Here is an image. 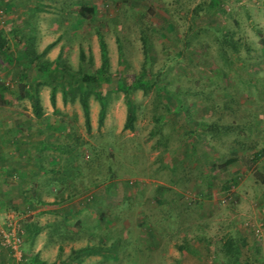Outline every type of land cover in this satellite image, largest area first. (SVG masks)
<instances>
[{
  "label": "rangeland",
  "instance_id": "1",
  "mask_svg": "<svg viewBox=\"0 0 264 264\" xmlns=\"http://www.w3.org/2000/svg\"><path fill=\"white\" fill-rule=\"evenodd\" d=\"M16 3L0 0V91L26 96L40 82L41 117L30 100L17 104L32 111H23L29 121L54 126L37 155L44 178L64 185L42 202L60 203L63 191L71 211L54 208L56 238L38 239L29 203L9 208L15 215L0 211V226L7 230L12 215L20 238L13 249L0 232V264H37L35 256L46 264H264V0ZM82 4L95 11L81 17ZM99 36L109 80L88 94L87 130L74 86L100 66ZM30 38L36 54L53 46L19 61ZM49 67L62 72L56 83L44 75ZM96 92L106 101L101 124ZM84 247L99 251L76 260Z\"/></svg>",
  "mask_w": 264,
  "mask_h": 264
},
{
  "label": "crops",
  "instance_id": "2",
  "mask_svg": "<svg viewBox=\"0 0 264 264\" xmlns=\"http://www.w3.org/2000/svg\"><path fill=\"white\" fill-rule=\"evenodd\" d=\"M16 4L21 9H26L28 5L32 6L33 0H17ZM26 99L29 100L20 94L12 96L0 91V211L3 212L1 213L3 215L7 213L15 215V208L16 210L22 209L25 204L29 203L30 212L35 214V220L31 222L32 237L38 239L45 232L47 235L49 234L48 238H56L55 225L49 224L50 221H55L54 215L56 216V214L51 216L50 212L55 213L54 208H59L61 209L59 211L66 209L64 211L67 213L71 211V208L69 203H64L63 191H61L60 203L42 202L44 199L53 201L52 191L57 189L56 186L59 183L62 187L64 182L63 179L59 180L58 177L53 178L50 175L44 178L45 175L47 176L48 169L39 168L42 163L37 154L43 148L38 146V142H48V138L43 134L46 135L50 128L47 124L38 125L34 121H29L30 116L24 112H29L33 116L32 111L23 110L17 104V102ZM53 129L51 127V130ZM45 150V159H48L47 155L51 153V150L46 147ZM46 163H54L53 155H49V161L47 160ZM12 207L14 210H10ZM39 214L47 216L43 219ZM168 246H172L169 248L171 253L176 257L180 256L182 260L191 258L193 253L184 250L180 254L176 246L170 244Z\"/></svg>",
  "mask_w": 264,
  "mask_h": 264
},
{
  "label": "trees",
  "instance_id": "3",
  "mask_svg": "<svg viewBox=\"0 0 264 264\" xmlns=\"http://www.w3.org/2000/svg\"><path fill=\"white\" fill-rule=\"evenodd\" d=\"M94 6H87L86 4H82L79 8V13L81 15V17H85V15L87 13H92L94 12ZM53 46V42H50L49 44H47L44 49L39 53L36 54L34 47H33V38H30L28 41V44L22 49L20 50L21 54L16 56L17 59H19V61H22L26 58V54H30L33 53L35 55H33V57H39V55H43L45 54L51 47ZM6 40L1 36L0 34V51L5 52L6 51ZM99 48H100V56H101V64L98 68H96L93 73L91 74H86L83 73L81 75H79L77 78L79 83H76L77 85H75L74 87H80V92H79V96H78V100L81 104L82 107V111H83V115H84V123L85 126L87 128V130L90 129V117H89V105H88V94L91 92V90H93L95 87H98V85L102 82V81H108L109 80V75L106 72V65L108 63V54H107V46H106V42L103 40V38L101 36H99ZM30 58V61H32V59L34 58ZM79 60L80 61H84V53L82 51V49L79 52ZM44 75H46V77L51 81H55L58 80L61 75L62 72L60 69H57L56 67L51 69V67H49L47 69V71L44 73ZM49 82V81H48ZM40 84V82H33L29 85H27V89L25 90V95L27 96V98L30 100L31 102V107L35 113V115L37 117H41V105H40V97H39V92H38V85ZM63 91H62V95H63V99L66 98V92L64 90L65 86L63 85ZM55 92H56V86L55 84H52L51 89H50V94H49V100L50 103L52 105V107H55ZM128 91L126 89V103H127V118L126 121L124 123L125 127H129L131 126V122L133 120V104L131 102V100L128 97ZM96 95L99 99V111H98V123H102L104 117H105V113H106V101L105 99L100 95V93L96 92ZM48 125V128H51L54 126L50 125L48 122L44 123ZM39 144H41V147L46 146V144H44V142H38V146ZM40 147V146H39ZM233 160L227 159L224 163L228 164L230 162H232ZM223 165V164H222ZM39 168L42 169L43 167L41 165H39ZM63 178V177H62ZM62 178H59V180H62ZM31 233V232H30ZM32 236V234H31ZM98 248L95 247H84L81 248L79 250H77L74 253V258L76 260H80L81 258H84L86 256L89 255H93L98 253ZM37 257L35 256L34 261L37 264H46L44 261H39L38 259H36ZM55 264V263H52ZM65 264H69V262H66Z\"/></svg>",
  "mask_w": 264,
  "mask_h": 264
},
{
  "label": "built area",
  "instance_id": "4",
  "mask_svg": "<svg viewBox=\"0 0 264 264\" xmlns=\"http://www.w3.org/2000/svg\"><path fill=\"white\" fill-rule=\"evenodd\" d=\"M11 219H12V215H7V224H6L7 230L3 229L0 226V232L2 233V242L7 246L15 249L18 246L20 238L16 237L14 234L15 229L12 226Z\"/></svg>",
  "mask_w": 264,
  "mask_h": 264
}]
</instances>
